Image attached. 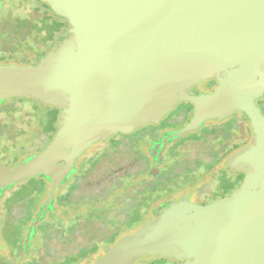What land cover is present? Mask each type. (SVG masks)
I'll return each mask as SVG.
<instances>
[{
  "label": "water",
  "instance_id": "1",
  "mask_svg": "<svg viewBox=\"0 0 264 264\" xmlns=\"http://www.w3.org/2000/svg\"><path fill=\"white\" fill-rule=\"evenodd\" d=\"M43 1L66 19L71 35L35 66L0 63V102L28 97L60 108L50 142L0 172V196L27 179L48 181L25 230V252L88 148L157 124L189 102V120L154 143L152 156L207 120L244 113L253 142L225 160L245 172L239 187L207 204L184 198L158 204L149 222L91 264H133L146 255L182 264H264V115L255 103L264 90V0ZM211 78L213 91L191 93Z\"/></svg>",
  "mask_w": 264,
  "mask_h": 264
},
{
  "label": "rangeland",
  "instance_id": "2",
  "mask_svg": "<svg viewBox=\"0 0 264 264\" xmlns=\"http://www.w3.org/2000/svg\"><path fill=\"white\" fill-rule=\"evenodd\" d=\"M54 28L38 10V0H4L0 11V63L37 65L46 49L56 48L69 37V25L58 33L53 32ZM49 50L52 48L46 52ZM215 83L208 79L190 91L195 92L198 87L210 92ZM190 106L189 102L176 104L157 124L134 129L133 138L116 135L112 141L97 142L88 148L75 162V167H81L84 173L74 187H70V175L65 181L68 182L56 190L54 197L61 196L60 202L56 200L54 210L36 225L27 254L22 245L32 215L25 220L26 213L30 208L33 212L40 209L46 199L48 181L41 193L37 177L4 191L0 196V264H91L121 236L152 219L151 208L160 200L151 207H143L151 194L163 192L172 200L184 198L200 203L213 198L217 189L230 187L242 171H223L224 162L234 148L253 138L246 123L235 126L236 118L221 123L208 120L196 131L169 141L164 146L163 162L158 166L161 171L148 173L156 161L152 160L151 147L165 133L184 125L190 116L187 113ZM44 107L42 101L32 98L0 102V172L12 169L27 152L42 150L50 142L57 130L60 108L54 107L52 123L48 114H44ZM230 127L233 128L229 130ZM125 176L131 182L126 189L118 181ZM157 178L162 180L157 182ZM114 180L116 184L112 183ZM28 194L32 205L29 207L28 203L26 208L23 199ZM92 194L99 196L98 201L89 198ZM134 203L131 219H141L133 228H124L125 208ZM93 204L97 211L90 214ZM178 262L182 264L183 260ZM148 263V258L142 256L133 264Z\"/></svg>",
  "mask_w": 264,
  "mask_h": 264
},
{
  "label": "trees",
  "instance_id": "3",
  "mask_svg": "<svg viewBox=\"0 0 264 264\" xmlns=\"http://www.w3.org/2000/svg\"><path fill=\"white\" fill-rule=\"evenodd\" d=\"M38 10L41 12V14H42V16L44 17V19L47 21V22H49L50 24H54V26H55V28H54V30H53V32L55 33H58L59 31H61V30H63V28L66 26V24H67V21H66V19H64V18H62V17H60V16H58V15H56L52 10H51V8H50V6L46 3V2H44V1H42V0H38ZM69 35H70V33H69ZM52 40V39H51ZM54 49L53 47H50V48H48V49ZM48 49H46L45 51H44V53L42 54V55H44L45 53H46V51L48 50ZM39 61V60H38ZM25 98H28V97H16V98H13V99H17V100H21V101H23ZM33 99V98H32ZM41 101V100H40ZM43 103V102H42ZM45 104V103H44ZM46 105V107H44V110L43 111H45L44 112V114L46 113V114H48V120L49 119H51L50 120V122H54L55 120H52V114H53V112H54V107L53 106H50V105H48V104H45ZM189 110V109H188ZM187 113H188V111H187ZM186 121H187V119H186ZM44 122V121H43ZM49 122V121H48ZM45 123V122H44ZM185 123V122H184ZM170 132V131H169ZM132 133L133 132H131V133H128V134H117V135H119V136H126V137H131V138H133V135H132ZM52 137V136H51ZM116 137V135H114V136H112V137H110L109 139H107V140H105V141H112V139H114ZM167 144V143H166ZM165 144V145H166ZM164 145V146H165ZM164 146H163V148H162V150H161V152H160V156L158 157V158H156V157H152V160L155 158L156 159V161L154 162V165L152 166V168L150 167L149 169H148V173H151V172H154V170H156V171H161L159 168H158V164L160 165L162 162H163V151H164ZM239 146V145H238ZM238 146L236 147V148H234V150H236L237 148H238ZM41 150V149H40ZM39 149L38 150H36V151H33V152H27L24 156H22L21 158H22V160H23V158H25V157H27V156H29V155H31V154H34V153H36V152H38V151H40ZM233 150V151H234ZM230 155V154H229ZM20 158V159H21ZM19 159V161L15 164V166L16 165H18L22 160H20ZM213 165V164H212ZM13 168V167H12ZM225 169H227V170H233V169H231V168H229V167H227L225 164H224V169H222L223 171H226ZM153 170V171H152ZM234 171H236V170H234ZM84 173V169H82L81 167H76L75 168V172L71 175V177L69 178V180L68 181H70V179H71V185H70V187L72 188V187H74L75 185H76V183H77V180L79 179V177L82 175ZM243 176H244V171H242V174H238L237 176H236V178H235V181H234V183H232V185L230 186V187H222V188H220V189H218L216 192H214L213 193V195H214V197L213 198H211L210 200L208 199L206 202H210V201H212V200H214L215 198H217V197H220V196H222L223 194H230L235 188H237V187H239V185H240V183H241V181H242V179H243ZM159 177V176H158ZM35 180H37L38 181V183H39V185H40V187H39V189H38V193H41V192H43L44 191V187H45V181H46V178H43V177H37V178H35ZM119 180H121L122 181V183H124V186H123V188H128L129 186H131V182H130V180L128 179V177H123V178H119L118 179V181ZM162 180V179H161ZM161 180H159V178H157V182H160ZM66 181V180H65ZM67 181V182H68ZM25 182V181H24ZM67 182H65V183H67ZM22 183V182H21ZM112 183L113 184H116L117 183V181L116 180H114V181H112ZM111 187V186H110ZM164 195V196H163ZM30 197V195L28 194L27 196H26V198H24L23 199V202L25 203V205H26V208H27V206H28V203L30 204L29 205V207L32 205V200L29 198ZM63 197V196H62ZM55 199H54V201H53V205H52V207H53V209L52 210H54V208H55V205H54V203L56 202V200H58V202H60V199H61V196H56V197H54ZM89 198L90 199H93V200H96V201H98V199H99V196H96L95 194H92V195H90L89 196ZM157 200H160L159 201V203H157V204H155V206H157L158 204H160V203H163V202H168V201H174V200H172V199H169V198H166V196H165V194L163 193V192H160V193H157V194H151L146 200H145V204L143 205V207H145V208H148V207H151ZM189 200V199H188ZM133 204H130L129 206H128V208H125V218H124V221H123V223H122V226L125 228V227H127V228H133L137 223H139V221H140V219H141V217H137L135 220H132L131 218H132V215H133V209H134V207L136 206V203H134V205L132 206ZM155 206H152L153 208H151V211L155 208ZM51 210V211H52ZM63 211L64 212H66L67 211V209H63ZM97 210H96V208L94 207V204L93 205H91V207H90V209H89V213L90 214H94L95 212H96ZM50 212V211H49ZM34 213H36V212H33V209L32 208H30V212L29 211H27V213H26V218H25V220H29L30 218H31V215H32V217H33V214ZM21 224V223H20ZM16 226V225H15ZM38 226V225H37ZM37 226H35L34 227V230H33V234H32V238H31V241H30V244H29V248H30V246L32 245V240L34 239V237H35V235H36V227ZM22 227V226H21ZM20 227V228H21ZM16 229H17V227H16ZM1 230H2V227H1ZM122 230V229H121ZM120 230V231H121ZM125 236V235H124ZM123 236H121V238H122ZM119 240V239H118ZM29 248H28V251H29ZM22 251L23 252H25V250H24V247H23V245H22ZM26 254H27V252H25ZM146 257L148 258V260L150 261V263H148V264H179V262H178V260L177 259H170V258H165V257H161V256H150V255H146Z\"/></svg>",
  "mask_w": 264,
  "mask_h": 264
},
{
  "label": "flooded vegetation",
  "instance_id": "4",
  "mask_svg": "<svg viewBox=\"0 0 264 264\" xmlns=\"http://www.w3.org/2000/svg\"><path fill=\"white\" fill-rule=\"evenodd\" d=\"M3 1L4 0H1V2H0V11L2 10V5H3ZM43 1V0H42ZM66 25H68V23L66 24ZM71 35V34H70ZM69 35V36H70ZM38 60H40V59H38ZM211 80H214L215 81V79L214 78H211ZM216 82V81H215ZM198 86V85H197ZM216 86V83L214 84V87ZM196 89V91L195 92H191V93H196V94H198V93H201V92H203L202 90H198V87H196L195 88ZM214 90V89H213ZM212 90V91H213ZM255 103H256V105H257V107L260 109V111L262 112V114L264 115V90L262 91V93L255 99ZM192 110H193V105L191 104V106H190V108H189V110H188V114L190 115L189 117H188V120H189V118L191 117V115H192ZM230 118H236L237 119V121H236V125L235 126H237V127H241L242 125H244L245 123L250 127V125H249V119L247 118V116L244 114V113H238V112H235L234 113V115H232L231 117H228V118H225V119H222V120H219V119H212V121H214V122H217V123H221V122H223V121H225V120H227V119H230ZM187 120V121H188ZM186 121V122H187ZM208 121V120H207ZM185 122V123H186ZM206 122V121H205ZM184 123V124H185ZM233 127H230L229 128V130H231ZM117 134H122V133H116V134H114V135H117ZM113 135V136H114ZM252 135H253V133H252ZM112 137V136H111ZM110 138V137H109ZM108 138V139H109ZM107 140V139H106ZM105 141V140H104ZM101 142V141H100ZM253 142V138L251 139V141H248V142H246V143H244V144H242V145H248L249 143H252ZM239 147V146H238ZM238 149V148H237ZM236 149V150H237ZM235 151V150H234ZM233 152V151H232ZM231 152V153H232ZM230 153V154H231ZM24 159V158H23ZM20 160H22V158L20 159ZM19 161V160H18ZM18 161H16V163L18 162ZM224 164H225V162H224ZM15 166V164L12 166V167H14ZM77 166V165H76ZM158 166H159V164H158ZM244 174H245V172H244ZM19 184V183H18ZM17 185V184H16ZM218 190V189H217ZM216 190V191H217ZM215 191V192H216ZM227 195H229V194H223L222 196H220V197H217V198H215L214 200H216V199H219V198H222V197H225V196H227ZM214 200H212V201H214ZM212 201H210V202H212ZM210 202H204V201H201L199 204H207V203H210Z\"/></svg>",
  "mask_w": 264,
  "mask_h": 264
}]
</instances>
